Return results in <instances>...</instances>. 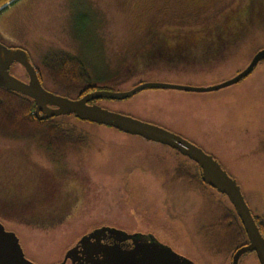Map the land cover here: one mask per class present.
Returning a JSON list of instances; mask_svg holds the SVG:
<instances>
[{
  "label": "rangeland",
  "instance_id": "rangeland-1",
  "mask_svg": "<svg viewBox=\"0 0 264 264\" xmlns=\"http://www.w3.org/2000/svg\"><path fill=\"white\" fill-rule=\"evenodd\" d=\"M248 2L15 0L8 19L0 14V39L27 50L46 89L72 98L77 91L66 92L52 79L46 57H75L90 84L113 91L141 82L209 86L230 78L264 47V8L248 16ZM233 20L227 30L243 38L215 59L191 47L151 52L160 37L191 39ZM10 72L27 78L18 63ZM95 103L141 120L182 125L181 133L195 143L209 141L252 215L264 214V61L246 78L215 90L145 88ZM61 123L83 137L77 148L58 152L36 138L0 135V223L16 234L28 259L56 263L74 233L108 224L158 232L196 264H230L233 248L218 226L229 200L211 187L203 191L190 179L174 178L176 166L192 160L165 144L72 114L62 115ZM238 264L259 262L247 251Z\"/></svg>",
  "mask_w": 264,
  "mask_h": 264
},
{
  "label": "water",
  "instance_id": "water-1",
  "mask_svg": "<svg viewBox=\"0 0 264 264\" xmlns=\"http://www.w3.org/2000/svg\"><path fill=\"white\" fill-rule=\"evenodd\" d=\"M14 1L0 0V11ZM262 59H264V47L254 53L242 70L214 85L189 86L167 82H141L125 91L99 87L80 97L72 98L50 91L42 85L26 49L8 46L0 41V86L30 97L34 102V114L38 119L73 114L80 120L104 124L122 132L140 135L145 139L165 144L195 162L203 183L227 197L247 235V242L233 251L230 264H238L240 256L247 251H253L259 264H264V235L260 232L238 183L211 154L182 135L159 124L112 111L95 102H90L99 98L124 99L145 88L215 90L238 82ZM13 63L23 67L27 75L26 80L10 72V66ZM69 252L70 250L56 264H63L68 257L72 256ZM103 262L105 264H196L155 240H135L131 247L111 245L106 248L104 259L94 264H103ZM0 264H35L25 256L16 234L7 230L2 223H0Z\"/></svg>",
  "mask_w": 264,
  "mask_h": 264
},
{
  "label": "trees",
  "instance_id": "trees-1",
  "mask_svg": "<svg viewBox=\"0 0 264 264\" xmlns=\"http://www.w3.org/2000/svg\"><path fill=\"white\" fill-rule=\"evenodd\" d=\"M256 7L264 8V0H249L248 16L256 13ZM45 61L47 71L52 79L66 92L77 91L76 97H80L92 89L99 88V86L89 83V76L84 66L75 57L61 52L46 57ZM37 73L41 80L38 70ZM97 100L94 99L90 102ZM61 116L38 119L34 114V102L30 97L0 86V135L4 137L14 139L36 138L46 148L58 152L67 147L77 148L76 145L83 141V137L74 133L71 127L64 126L61 123ZM191 162L192 165H187V167L182 162L179 163L175 168V176L190 179L197 183L198 187H201L203 181L198 171L193 173L189 169L190 166L197 169L196 163ZM253 217L260 232L264 235V214H253ZM218 226L223 227L222 230L228 237V242L233 251L247 242V235L232 205L222 207Z\"/></svg>",
  "mask_w": 264,
  "mask_h": 264
},
{
  "label": "flooded vegetation",
  "instance_id": "flooded-vegetation-1",
  "mask_svg": "<svg viewBox=\"0 0 264 264\" xmlns=\"http://www.w3.org/2000/svg\"><path fill=\"white\" fill-rule=\"evenodd\" d=\"M9 7L10 5L0 11V14H2L1 17H3V14H4V18L5 19L7 18L6 12H7V8ZM236 20L229 21L228 24H225L219 27L218 29L212 28L208 30L199 31L201 35H198L196 37L191 36V39L186 36L179 37L178 35H174L172 38H168V39L160 37L158 38L157 41L153 43L151 52L155 50H159V49L169 51L171 49L181 50L184 48L189 49V47H191L194 53H206L207 51H210L211 52L210 57L215 59L219 57V54L221 55L229 51H234L236 48V45L241 42L243 38L242 35H239V33H236L235 31L227 30L228 27L234 25V22H237ZM259 62H257V64ZM246 65H244L242 68L237 69L233 73V75H235L240 70H242ZM256 65L254 66V68L256 67ZM254 68L240 80L250 75L253 72ZM156 124H159V123H156ZM159 125L167 129H170L182 135L183 137L187 138L185 135L181 133V131L184 129L182 125L170 124V123L169 124H159ZM187 139L195 143L191 139L189 138ZM198 142L200 144L199 143H195V144L201 147L204 151L206 150L203 148V146L207 147L208 149H210V151L209 152L206 151V152L211 154L217 161L220 160L218 158V155L214 152V150H211L212 147L210 146L211 143H209V141L204 142L202 140H199ZM174 151L175 153H179L176 150ZM196 171H198L199 173L198 167L197 169L195 168L193 173H195ZM226 172L229 175L231 174L229 173L228 170H226ZM174 178L176 179V181L179 180V177H176L175 175H174ZM195 185L199 186L197 183H195ZM208 187L210 188L209 185L203 183V185H201V190L205 191L204 189ZM157 233L155 232L153 233L151 231H140V230L128 231L122 227H117V226L108 225V224H101L95 227H90L85 232H79V233L77 232L76 234L75 233L73 234L75 235V237L71 240L70 244H68L67 247L65 248L63 255H62V259H63L64 254L68 250H70L69 253L72 256L68 257L63 264H94V262H97V261L99 262L102 259H104L105 251L107 247L111 245L131 247L133 246L135 240H155L160 244L170 247L176 253L192 260L187 255H184L182 252L176 250L173 246H171L168 243L166 239H164L163 237H160ZM60 261H57L56 263ZM56 263H53V264H56ZM103 264H105V262H103Z\"/></svg>",
  "mask_w": 264,
  "mask_h": 264
}]
</instances>
